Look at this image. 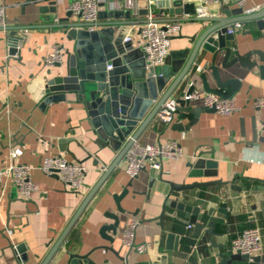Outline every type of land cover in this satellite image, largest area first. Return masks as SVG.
Masks as SVG:
<instances>
[{
	"label": "crops",
	"instance_id": "1",
	"mask_svg": "<svg viewBox=\"0 0 264 264\" xmlns=\"http://www.w3.org/2000/svg\"><path fill=\"white\" fill-rule=\"evenodd\" d=\"M53 1L57 3L56 14L42 13L41 8ZM74 1L0 0L7 25L0 29V169L7 167L10 149L18 146L23 150L18 161L32 168V179L38 186L29 198L10 184L0 189V264H17L9 242L14 249L22 248V254L17 255L20 264H42L125 145L124 142L119 149L113 150L110 146L101 147L95 143L97 136L83 105L77 103L74 95H67V100L41 108V102L35 101L30 91L32 81L44 76L48 69L52 70V75L66 70L65 57L60 68L47 67L44 60L53 45L73 48V42L67 41L65 31L58 25L67 18L69 6ZM97 1V24L125 21L128 11L137 16L135 20L140 23L134 26L136 32L132 39L134 45L141 48L140 28L147 19V16L138 17L142 0H137L136 8L132 10L124 6L123 0ZM173 1L160 0L159 6L150 11L160 23L178 19L180 31L171 37L169 53H184L177 58L180 61L178 72L163 88L160 97L191 59L196 46V40L192 42L191 37L209 25L191 21L189 19L193 17L187 14H161L160 8L170 7ZM182 1L196 14L206 8L208 17H225V11L233 14L237 9H243V14L249 15L264 8V0ZM257 7L260 9L249 13ZM115 12L123 14L116 19L111 17ZM70 22L84 23L74 14ZM239 23L241 28L235 31L234 40L227 42L233 53L228 62L237 52L264 51L263 32L256 22ZM20 27L23 30L17 31L22 38L18 43L19 53L16 57L9 56L8 29ZM223 55L221 53L216 60L221 80L233 79L238 84L235 90L228 85L222 91L226 95L234 91L233 101L239 110L227 116L202 111L188 130H179L174 125H189L195 119L193 114L177 112L170 125L161 123L156 115L137 141L141 144L174 141L181 147L183 156L164 161L160 170L146 169L131 179L126 172L125 154L89 201L49 264H68L70 254L89 253V257L98 264H264V108L253 106L254 99L264 96V77L259 68L249 70L239 64L222 69ZM211 59L210 53L200 50L190 73L193 77L199 76L197 68H202L210 87L217 89L210 71ZM252 61L262 65L258 56H254ZM187 88L186 79L179 91ZM196 90L204 92L201 84ZM190 108L205 107L202 99H198L191 101ZM254 135L256 143H253ZM201 153L215 165L206 166L199 170V175H193V168L189 165ZM56 156L86 166L88 171L79 192L71 191L56 175H46L40 169L45 157ZM208 171H214L216 175H210ZM208 182L216 184L179 192L171 191L170 185ZM125 188L128 194L120 203L125 210L122 213L114 196L120 195ZM168 197L171 201L199 208L203 230L196 231L198 216L192 212L164 206ZM110 215L119 217L115 235L111 229L101 233L104 226L113 225ZM132 224H135L134 244L150 245L145 253H138L123 241L125 230ZM253 227L261 231L262 252L249 261L233 253L231 244L243 230ZM170 234H174L175 239L170 240ZM24 254L28 260L21 263L20 258Z\"/></svg>",
	"mask_w": 264,
	"mask_h": 264
},
{
	"label": "water",
	"instance_id": "2",
	"mask_svg": "<svg viewBox=\"0 0 264 264\" xmlns=\"http://www.w3.org/2000/svg\"><path fill=\"white\" fill-rule=\"evenodd\" d=\"M149 2H152L155 6L150 5ZM158 3L160 4V0L140 1L138 17L148 16L153 8L159 6ZM41 12L56 14L57 3L55 1L49 2L48 6L41 8ZM160 12L161 14H168L170 16L187 14L193 17L189 19L191 21L207 22L209 24L205 25L198 33L191 37L192 42L196 40L192 57L161 97L160 93L163 88L175 73L178 72L180 61L177 58L181 57L184 53H169L164 65L155 67L154 69L147 67L142 49L136 47L132 39L136 32L134 26L140 23V21L135 20L136 15H132L128 11L125 21L117 20L104 24H88L70 22L73 13L69 11L67 18L62 19V24L58 25L60 29L65 31L67 41L73 42L72 49L65 48L64 63L66 70L62 74L52 75V70L48 69L44 76L36 77L32 81V87L30 88V91L33 93V99L41 102V108H44L52 103L67 100V95H74L77 103L83 105L91 128L97 136L95 143L101 147L110 146L113 150L119 149L124 142L125 145L106 170L99 183L86 197L42 264H49L51 262L89 201L107 176L118 166L133 142L137 141L147 129L166 100L174 98L177 102V112L190 113L195 116V119L189 125L180 123L174 125L179 130H188L197 122L202 111L208 113L216 112L214 108L191 109V101L183 99L185 94H190L196 90L198 84H201L204 92L233 99L234 91L226 95L222 90L228 85H232L235 90L238 81L232 79L223 82L221 80L219 68L216 65V60L221 53H224L221 62L222 69H229L235 64H239L244 69L254 70L255 68H259L261 76L264 77V51L253 49L244 54L237 52L233 59L228 62L233 53L232 49L227 46L228 41L234 40V35L227 33L228 27L243 21H255L258 29L263 32L262 37L264 38V8L249 15L243 14V9H237L233 11V14L225 11V17H200L196 15L191 6L183 5L182 0H174L170 7H161ZM122 14V12H115L111 14V17L119 19ZM177 21L178 19H171L167 22ZM9 30L10 32L7 35L9 55L16 57L19 53L18 43L22 39L17 35V31L23 30V28ZM127 37L130 38L129 41H125ZM200 50L212 55L210 71L217 83V89L210 87L204 70L197 71L199 76H191L190 71L193 60ZM254 56L259 57L262 65L252 61ZM62 64L63 61L55 64L53 67L60 68ZM108 66H110V69ZM186 79L188 88L179 91V87ZM150 108H152L150 113L143 119L145 113ZM137 126L139 127L133 133V130ZM256 141L257 137L254 135L253 143H256ZM197 158L193 164L189 165L193 168V175H199V170L206 166L211 167L215 165L211 160L204 157L202 153ZM208 174L216 175L214 171H208ZM131 184L132 182L129 185ZM214 184L216 182L193 183L189 185L171 183L170 185L171 191L179 192ZM127 194L128 189L125 188L120 195L114 196L117 208L122 213L125 210L121 207L120 203ZM167 205L178 210L192 212L198 216L195 229L197 232L203 230L204 224L201 222V217H199V208L191 207L181 201H171L169 197L166 199L164 206ZM110 217L114 220V223L111 226H104L101 230L102 234H104L103 231L105 229H111L114 235L117 233L119 217L116 215H110ZM210 225L213 227V223H210ZM109 238L113 239L112 237ZM169 238L170 240L175 239V235L170 234ZM9 248L13 251L17 264H20L17 255L18 253L22 254V248L17 247V249H14L11 242H9ZM90 254H70L68 264H98L89 257ZM242 256L248 258L246 255ZM27 260L28 256L25 254L20 258L21 263H25Z\"/></svg>",
	"mask_w": 264,
	"mask_h": 264
},
{
	"label": "built area",
	"instance_id": "3",
	"mask_svg": "<svg viewBox=\"0 0 264 264\" xmlns=\"http://www.w3.org/2000/svg\"><path fill=\"white\" fill-rule=\"evenodd\" d=\"M124 6L129 9H135L137 0H123ZM260 7L249 11L259 10ZM69 11L82 18L84 23L95 24L98 21L99 10L97 0H75L70 6ZM200 17H206V8H202L196 14ZM6 14L4 7H0V29L6 28ZM241 28L240 23H235L227 30L228 34H235L237 29ZM180 31L178 22L160 23L153 14L147 16L146 21L140 28V34L143 40L141 49L144 53L147 67L154 69L164 65L169 55L171 46V37ZM126 38L125 41H129ZM65 47L62 44L53 45L51 51L45 58V65L53 67L61 63L64 57ZM10 56V55H9ZM110 69V66H108ZM203 70L198 67L197 71ZM184 100L202 99L203 106L207 109L214 108L216 113L227 116L235 113L239 108L233 99L223 98L214 93L200 92L194 90L190 94H185ZM255 108H264V96L254 99ZM177 114V102L174 98H169L157 113L158 120L170 125L174 122ZM23 155L22 148L15 146L9 151V163L4 169H0V189L9 184L16 188L23 196L29 198L31 194L38 190L37 184L32 179V168L19 162ZM183 156L179 144L174 141H168L164 144H141L134 141L128 149L125 162L126 172L131 179L146 170H160L163 162L167 160H177ZM40 169L46 175H56L61 182L73 192H79L84 185L87 168L81 163L69 162L68 160L56 156L45 157L40 165ZM191 228V226H189ZM135 224L130 225L124 232L123 241L126 245L134 248L138 253H145L149 250V244L135 245L133 242V229ZM231 250L233 253L246 255L249 261H253L262 252V236L258 227L243 230L232 241Z\"/></svg>",
	"mask_w": 264,
	"mask_h": 264
}]
</instances>
